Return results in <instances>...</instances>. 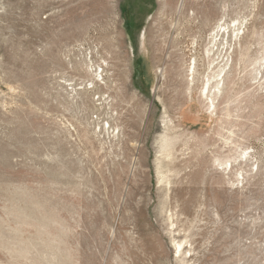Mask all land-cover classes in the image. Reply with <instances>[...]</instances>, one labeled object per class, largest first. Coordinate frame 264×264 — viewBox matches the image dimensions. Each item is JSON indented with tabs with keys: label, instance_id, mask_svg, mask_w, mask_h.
I'll return each instance as SVG.
<instances>
[{
	"label": "rangeland",
	"instance_id": "obj_1",
	"mask_svg": "<svg viewBox=\"0 0 264 264\" xmlns=\"http://www.w3.org/2000/svg\"><path fill=\"white\" fill-rule=\"evenodd\" d=\"M0 264H264V0H0Z\"/></svg>",
	"mask_w": 264,
	"mask_h": 264
},
{
	"label": "bare ground",
	"instance_id": "obj_2",
	"mask_svg": "<svg viewBox=\"0 0 264 264\" xmlns=\"http://www.w3.org/2000/svg\"><path fill=\"white\" fill-rule=\"evenodd\" d=\"M221 31V30H220ZM219 31V32H220ZM219 32H215L217 33L215 36L216 38L218 37L217 35L219 34ZM226 33V31H225ZM223 34V33H222ZM220 35V34H219ZM214 36L212 38H210V41H209V44L211 42H215V39H216ZM218 39V38H217ZM215 46V45H214ZM221 46V45H220ZM209 51H211V49H209ZM91 56V55H90ZM88 60V59H87ZM89 60L91 61V57H89ZM87 63V62H86ZM89 63V62H88ZM87 63V65H88ZM92 63V62H91ZM84 64V63H83ZM194 64V63H193ZM96 65V64H95ZM99 65V64H98ZM226 65V64H225ZM211 66V65H210ZM219 66V65H218ZM91 67V65H90ZM94 67V66H93ZM216 66H214L213 68H215ZM92 68V67H91ZM209 68V67H208ZM225 67L224 66H221L219 67L218 69V73L217 74H214V73H211L209 76H207V79H206V82H205V85L203 86V90H202V95L205 96V97H208V95L212 92V94H217L220 92L221 90V87H220V83L223 79V77H221L222 73L224 72V69ZM89 70V69H88ZM92 71L94 72V74L96 75V77H99V79L101 80H104V78L102 77V73H103V68L101 66H97L96 69H92ZM105 71V70H104ZM216 71V70H215ZM99 72V73H98ZM106 74V73H105ZM94 75V76H95ZM204 75V74H203ZM196 76V75H195ZM194 78V77H193ZM96 82L97 80H95V82H92V88L96 87ZM195 82V81H193ZM187 83V82H186ZM91 84V83H90ZM73 85V84H72ZM88 89V88H86ZM102 98V97H101ZM117 119V118H116ZM249 155V154H247ZM178 246V245H177Z\"/></svg>",
	"mask_w": 264,
	"mask_h": 264
}]
</instances>
